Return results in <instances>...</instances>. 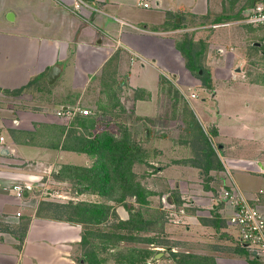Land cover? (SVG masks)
<instances>
[{
    "label": "crops",
    "instance_id": "crops-1",
    "mask_svg": "<svg viewBox=\"0 0 264 264\" xmlns=\"http://www.w3.org/2000/svg\"><path fill=\"white\" fill-rule=\"evenodd\" d=\"M82 1L89 8L79 13L73 9V0H14L13 9L5 10V23L0 21V138H3L0 142V264H77L82 227L38 216L40 196L25 192L18 198L13 190V186L24 183H34V188H38V180L43 182L39 184L42 186L55 183L51 173L58 174L56 169L61 164L78 162L76 165L82 168L91 166L85 165L89 160L93 162L86 154L63 149L67 141L63 140L65 135H74L73 130L83 128L76 123L77 128L69 130L74 124L70 120L80 114L68 117L58 113L77 105L83 106L82 109H102L100 96L98 99L88 97L85 92L94 86L100 95L107 81L113 85L116 81L123 91L127 89L136 95L135 119H143V125L150 127L153 134L157 126L163 129V123L158 121L172 123L173 120L171 115L159 119L162 114H158L157 107L164 108V102L159 99L160 78H166V71L178 73L176 66L179 74L187 67L182 62L180 40L163 38L161 30L173 32L174 27L182 26L180 15L186 18L183 23L199 21L201 27L204 22H212L205 28L217 23H234L225 19L237 13L243 17L259 0H171L170 4L166 0H155L154 16L139 23L130 8L116 0ZM149 8L150 5L145 9ZM10 13L11 20L8 19ZM166 13L174 16L171 28L165 27ZM54 66L60 72L49 84L48 74ZM148 71L152 73L151 78ZM135 77L144 80L134 84ZM249 89L254 92L255 88ZM19 90H22L19 100L9 94ZM70 93H74V97ZM24 99L34 104L18 107ZM190 105L195 109V116L205 119L203 112L211 104L202 98L199 104L193 106L190 102ZM247 107L250 108V104ZM240 111L243 113L242 109ZM225 114L219 110L215 117L219 129L215 136L220 139L218 150L223 157V171H210L203 184L200 168L191 164L184 167L173 161L172 166L177 168L161 171L158 167L157 170L187 174L182 182H176V187L179 193L185 188L190 194L191 207L195 208L194 215L190 216H196L190 218L213 240L209 244L203 242L201 231L197 229L198 238L192 240L190 246L208 250L191 254L208 257L213 264H249L231 248L232 231L224 218L231 213V208L219 201L220 191L215 185L221 183L220 189L235 188L264 214V175L258 171L264 169V136L252 133L259 128L257 122L261 120L250 116L237 123L238 119ZM228 124L232 127L227 128ZM90 125L94 128V120ZM233 127H236L235 132H232ZM146 135V151L159 154L160 158L170 155L171 150V155L188 158L193 150L191 140L156 139ZM181 166L185 169H178ZM191 167L197 174H192ZM202 214L208 216L200 217L204 216Z\"/></svg>",
    "mask_w": 264,
    "mask_h": 264
},
{
    "label": "rangeland",
    "instance_id": "rangeland-1",
    "mask_svg": "<svg viewBox=\"0 0 264 264\" xmlns=\"http://www.w3.org/2000/svg\"><path fill=\"white\" fill-rule=\"evenodd\" d=\"M13 1L0 0V21L5 23V10L13 9L15 4ZM170 1L166 0V3L170 4ZM116 3L130 8V12L137 23L142 19L144 21L154 16L155 0H150L149 5L151 8L149 9L139 6L138 0H116ZM165 5L167 6V4ZM241 19L242 16H239L238 13L233 14L232 18H226L225 20L234 23L222 28L212 29L211 26L209 28L204 27L212 22H204L202 24L204 26L201 27L199 21H186L183 23L186 18L180 15L179 23L182 26L174 27L173 32L160 29V35L163 38L172 37L180 40V48L195 62V70L190 71L186 68L189 59L186 58L185 53H181L186 71L179 74L181 72L176 66L178 73L166 71V78L161 76L159 99L164 102V108L159 105L157 107L158 114L160 115V112L162 114L159 119H165V116L169 117L171 115L173 122L158 121L160 124L163 123V129H161V125L157 126L156 132L153 131L154 134L150 127L146 124L143 125V119H135V109L133 108L136 95L130 93L127 89L123 91L119 82L115 81V85H113L108 84L107 81L106 87L100 95L96 93L94 86L85 92V96L88 97L94 96L97 98L100 96L99 103L102 104L101 108H103L84 107L91 113L85 117L83 115L75 116L74 119L70 120L74 124L69 127V130L76 129V123L79 125L78 120L80 119L94 120L95 126L94 128H81L78 131L73 130L74 135L66 134L63 140L71 143L78 142L76 138H86L90 134L102 130H108L116 136L126 131L130 140L132 138L130 143L132 153L128 156L133 161L131 182L139 184L140 188L145 190L146 196L145 203L138 202L129 194L120 203L108 202L111 209L100 223H75L82 227V234L84 233L85 236L88 232L96 235L95 238H89L90 243L88 245L82 246L79 244L77 264H82L85 257L97 259L101 264H179V259L174 258L172 252L176 251L175 253L178 254L183 252L184 254L207 252V247L197 248L189 244L192 240L198 238L197 234L195 235L197 229L201 231L199 235L203 242L209 244L213 240L209 238V233L199 228L201 226L194 224V219L190 218L196 217L190 216L195 213V208L191 207L192 198L189 196L190 194L186 193L185 188L182 189V193H179V189L176 187V182H182L184 180L182 178L186 177L187 174L176 170L169 173H162L157 170L158 167L161 171L171 167L177 168L172 166L175 165L172 164L173 161H178L176 164L186 167L197 160L199 156H196V152L192 148L193 150L188 158L175 154L171 155L172 150L170 155H163V158H160L159 154L155 155L151 154L149 150L146 151L145 144H147V141L144 139L145 135L149 134L148 137L152 136L156 139L160 137L174 140L184 138L192 141L197 137V127H200L209 146L215 153L212 162L214 164L219 162L222 166L223 157L221 158L218 150L220 139L215 136L219 130L216 127L217 121L215 120L219 110L224 111L225 116L233 117L234 120L238 119L237 123L241 122V118L250 116L261 120L257 122L259 128L252 130V133L254 136H264V114H262L264 112V26L250 27L237 23ZM164 21L167 22L166 28L174 26L175 19L171 13H166ZM254 43H258L259 46H254ZM148 76L149 78L152 76L149 71ZM148 76L143 75L145 78ZM140 80L142 81L144 78L135 77L133 83L139 84L138 81ZM251 87L255 88L252 89L254 92L249 91ZM49 88L53 89V87ZM14 92H9V94L12 98L19 100L18 97H20L21 92ZM70 94L71 97L75 95L74 93ZM202 98L210 101L211 104L209 109L203 112L207 123L204 121L203 116L194 115L195 109L190 105V102L193 106L199 104ZM32 103L34 104V101ZM32 103L29 99H24V102L21 101L17 106L23 108L25 104L31 106ZM247 104H250V108L247 107ZM77 106L83 108L81 105ZM241 109L243 113L240 111ZM208 117L210 118L209 122ZM230 127L232 125L228 124L227 128ZM235 129L236 127H233L232 132H235ZM226 131H229V129ZM77 163L65 165L60 163V168L56 170L59 172L63 166L82 168L76 165ZM91 164L92 161L90 160L85 163V165ZM182 166L178 169H185ZM192 167L190 170L194 175L196 170ZM199 171L203 175L202 181L205 184L210 171L207 174H204L202 169ZM220 171H223V166L222 170L217 172ZM51 174L56 179L55 183L42 186L39 185L42 182L41 180L36 181L38 188L35 187L32 191V193H35L34 195L40 196L37 203L39 205L38 216L43 215L49 218L62 216L67 219L68 216H72V210L71 208H65L64 205L69 206V204L80 202L91 204L107 202L105 198L98 196V194L91 193L88 190L85 191L84 184L79 185V182L76 183L69 178L59 180L55 171H52ZM215 187L217 191H220L218 199L221 201V194L227 188L220 189L222 187L221 183L216 184ZM222 204L226 205V202L222 201ZM61 205L62 207H60ZM202 215L204 216L200 217L208 216L207 214ZM228 216H224V218L232 231L230 236L234 244L231 248L235 249L239 244L236 239L238 238V231L228 223ZM186 227H188L187 230H185ZM116 236L122 239L118 240ZM105 240L106 248L102 245ZM193 262L198 261L193 260Z\"/></svg>",
    "mask_w": 264,
    "mask_h": 264
},
{
    "label": "trees",
    "instance_id": "trees-1",
    "mask_svg": "<svg viewBox=\"0 0 264 264\" xmlns=\"http://www.w3.org/2000/svg\"><path fill=\"white\" fill-rule=\"evenodd\" d=\"M181 53H185L186 58L189 59L186 66L187 69L190 71L195 70V62L192 61V58L188 57L183 49H181ZM21 91L22 90H19V92ZM14 93H18V91H15ZM78 122L84 129H86L91 126L90 122H92V120L80 119ZM197 128V137L189 143H191V148H194L196 156H199V158L190 164L202 169L204 174H207L211 170H222V166L219 162L216 164L212 162V157H214L215 153L209 146L202 129L200 127ZM76 139L78 142L71 143L65 141L63 149L84 153L89 158L93 159V162L88 168L63 166L61 168L62 170L58 172L57 178L59 180L69 178L76 183L79 182V185L84 184L85 191L88 190L91 193L98 194V196L105 198L107 202L93 204L80 202L77 204H69V206L64 205L65 208H71L72 216H68L67 219H64L62 216H56L51 219L78 224L100 223L104 220V217L107 216L108 211L111 209V206H109L108 203L110 201L120 203L125 200L126 195L129 194L138 202L145 203V190H142L139 184L131 182V166L133 165V161L128 158L130 153H132L130 144L131 140L126 131L122 132L121 135L116 136L108 130H102L95 134H90L86 138ZM60 207H62V205ZM23 228L25 229V225H23ZM90 237L95 238L96 235L88 232L85 236L83 233L80 245H88L90 243ZM116 239L120 240L122 238L116 236ZM102 245L106 248V240ZM234 250L236 254L244 256L249 264H263L258 258L253 256L248 248L240 244H238ZM172 256L179 259V264H213L210 258L193 254H178L172 252ZM249 256H251V259ZM83 260L84 262L82 264H101L94 258L85 257ZM193 260L198 262L195 263Z\"/></svg>",
    "mask_w": 264,
    "mask_h": 264
},
{
    "label": "built area",
    "instance_id": "built-area-1",
    "mask_svg": "<svg viewBox=\"0 0 264 264\" xmlns=\"http://www.w3.org/2000/svg\"><path fill=\"white\" fill-rule=\"evenodd\" d=\"M138 4L143 8H148L149 0H139ZM83 8H89V6L82 0H73V9L75 11L80 13ZM237 23L247 26H264V0H259L254 8L244 13L242 19ZM229 24L231 23H217L212 24L211 27L212 29H218ZM90 113L88 109H82L77 106L70 110H62L58 115H68V117H72L76 114L87 116ZM1 141H3V138H0V142ZM258 171L260 174L264 175V169ZM33 189L34 183H24L13 186V190L18 198H21L25 192H32ZM221 199V201H225L226 205L231 208V213L227 217V220L228 223L234 226L238 231L237 242L248 248L253 256L264 263V214L259 211L258 208L251 205L235 188H227L223 194H221Z\"/></svg>",
    "mask_w": 264,
    "mask_h": 264
},
{
    "label": "water",
    "instance_id": "water-1",
    "mask_svg": "<svg viewBox=\"0 0 264 264\" xmlns=\"http://www.w3.org/2000/svg\"><path fill=\"white\" fill-rule=\"evenodd\" d=\"M11 17H12V14L10 13V15L8 16V19L11 20ZM254 46H259V44L256 43V44H254ZM237 71H239V69H237ZM59 72H60V69L58 67L54 66V67L51 68V70H50V72L48 74V83L49 84H52L55 81V79L58 76Z\"/></svg>",
    "mask_w": 264,
    "mask_h": 264
}]
</instances>
